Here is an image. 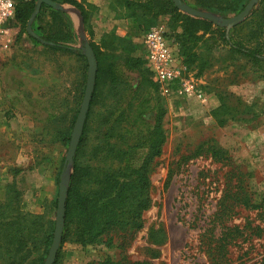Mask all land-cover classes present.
Returning <instances> with one entry per match:
<instances>
[{
    "label": "rangeland",
    "instance_id": "374dc122",
    "mask_svg": "<svg viewBox=\"0 0 264 264\" xmlns=\"http://www.w3.org/2000/svg\"><path fill=\"white\" fill-rule=\"evenodd\" d=\"M249 1L240 0L237 9L243 7V11ZM229 2L221 0L222 5L232 6L233 0ZM193 9L219 22L242 12L221 14ZM157 21L180 34L184 30L185 24L174 21L168 13ZM200 21L209 23L210 31L207 33L205 26L188 25L200 40H192L189 45L187 71L204 98L187 102L166 100L160 95L166 108L162 120L166 142L161 156L150 166L151 204L142 215V229L134 233L111 231L103 236L101 244L83 249L63 245L60 264H97L106 259L115 264H264V64L253 65L233 54L217 31L224 30L230 43L258 48L264 54V0H257L248 17L230 28ZM103 35L93 31L91 37L99 43ZM26 44L15 45L10 55L25 52L24 61L32 70H42H37L40 75H33L24 67L23 88L19 91L11 78L7 93L12 106L0 111L11 109L28 119L22 125L21 155L26 161L19 171L26 172L22 179L28 183L36 172L45 174H39L41 180L55 177L61 162L65 163L70 141L66 146L55 142L53 128L46 121L54 107L39 96L42 86L45 90L59 85L60 91L48 90L50 97L58 93L67 96L62 90V77L54 73L59 63L70 70L74 62L72 58L43 53L45 49L31 40L26 39ZM8 58L0 56V69ZM3 81L0 75V84ZM1 152L8 155L14 149L4 148ZM72 166L73 162L65 170L67 185ZM15 172L6 174L0 195L6 193ZM55 186L57 200L59 186ZM245 200L247 205H243Z\"/></svg>",
    "mask_w": 264,
    "mask_h": 264
},
{
    "label": "trees",
    "instance_id": "16d2710c",
    "mask_svg": "<svg viewBox=\"0 0 264 264\" xmlns=\"http://www.w3.org/2000/svg\"><path fill=\"white\" fill-rule=\"evenodd\" d=\"M15 20L19 28L16 45H23L26 39L44 48L45 54L61 55L72 58L77 64L76 80L71 89H62L68 93L54 98L48 90H40V99L53 109L46 120L52 127L55 142L66 146L70 141L72 128L76 121L84 96L87 80V60L83 52L68 43L71 40L68 24L61 11L42 5L32 23V31L38 39L29 37L26 24L35 9L36 0H13ZM54 4L71 3L76 0H50ZM123 1L131 16L136 15V2ZM192 8L206 9L216 13L229 14L242 11L237 9L240 0H230L231 5H222L221 0H183ZM82 10L86 32L91 37L92 27ZM151 15L145 26L139 25L144 34L157 25V19L167 13L174 21L184 23L182 34L167 26L170 37L179 56L188 68L191 61L192 40L200 38L188 25L205 26L209 33L211 25L186 17L177 12L171 0H150L140 4ZM130 16V17H131ZM190 28V30H189ZM218 37L223 40L233 54L253 65L264 64V54L258 48L239 43H230L225 39L224 30L218 29ZM215 34V31L212 33ZM92 39V37H91ZM107 44V46L105 45ZM115 44V46H114ZM110 45V46H109ZM122 45H126L121 48ZM25 47V46H24ZM96 61L94 90L88 113L72 159V174L67 188L65 216L59 250L53 264H60L63 245L86 248L99 245L105 234L111 231L131 233L142 229V215L150 207L149 171L154 160L162 154L166 142L162 120L166 115L165 105L161 102L158 88L151 80V74L145 66L142 56L136 57V46L129 41L119 39L114 34H104L95 45L90 41ZM140 51V47L137 48ZM121 52V62L116 53ZM24 54L25 52H21ZM16 61L14 60H11ZM25 61L12 64L24 71L31 69L33 75H40L32 70ZM16 69V68H15ZM22 86V83H20ZM53 90V91H54ZM30 95V94H29ZM54 99V100H52ZM61 162L55 176L59 185L64 170ZM19 172H15L13 177ZM13 184L7 185L5 196L16 195ZM1 206L0 216V264H44L47 258L55 229L56 194L51 204V217H31L19 213V202L7 201ZM245 200L243 205H247ZM9 205V206H6ZM264 243V239H263ZM264 263V258L262 259ZM92 264V263H89ZM97 264H115L106 259Z\"/></svg>",
    "mask_w": 264,
    "mask_h": 264
},
{
    "label": "crops",
    "instance_id": "0c3cea01",
    "mask_svg": "<svg viewBox=\"0 0 264 264\" xmlns=\"http://www.w3.org/2000/svg\"><path fill=\"white\" fill-rule=\"evenodd\" d=\"M128 1L136 2V15L134 16L130 15L124 2L119 0H76V4L83 8V12L88 18V24H90L96 35H103L111 32L117 38L129 41L133 46H136V53L134 55L139 57L141 52L137 48L141 46L143 36L139 25L145 26L146 21L151 18L149 12L145 9H141L139 5L147 3L150 0ZM56 5L58 8L54 10L63 13L64 21L69 26L71 40L68 45L82 51L84 44H88L90 41L98 44V40L91 39L86 32V22H84L82 10L78 5L71 3ZM10 54L11 53H0V56H9L2 69H0V75L4 78L3 84H0V110L1 108H6V106L9 108L12 106L9 102L10 96L7 93V90L11 87V78L16 80V90L19 91L23 88V86H20V83H22L25 77L23 76L25 72L22 69H17V67L11 65L22 63L26 59V56L22 53ZM115 55L120 60L119 62H121L125 56L121 52ZM14 59L16 61L13 63L11 60ZM73 62L74 66H71L70 70L61 63L56 66L54 74L56 76L58 75L59 79L62 77L64 89H71V83H74L76 80V74L78 73L75 68L77 64L74 60ZM37 70L41 71L42 68H37ZM65 80L68 82H65ZM58 81L59 83L61 82V80ZM20 98L22 99V97ZM23 123L27 124L28 119L19 112H11V109L4 112L0 111V187L5 185L6 174L9 171H21L23 168L22 165L26 161L23 159V155H21L24 147ZM4 148L14 149V152L5 155L1 152ZM27 173L29 174V172ZM24 174H26V172H20L14 178L16 195H0V208L4 206L5 203H8L7 201L16 200L19 202L18 207L20 214L31 217H45L46 220L50 218L53 219V216L51 217V204L55 199V177L50 175L47 179L43 178L41 180L39 174H45L36 172L31 174L33 176L32 181L26 183L24 179H22ZM12 182L13 180H11L10 184ZM6 213L7 212H2V210H0V216Z\"/></svg>",
    "mask_w": 264,
    "mask_h": 264
},
{
    "label": "built area",
    "instance_id": "2783aa9c",
    "mask_svg": "<svg viewBox=\"0 0 264 264\" xmlns=\"http://www.w3.org/2000/svg\"><path fill=\"white\" fill-rule=\"evenodd\" d=\"M18 34L13 1L0 0V53L13 51ZM171 39L163 23L151 27L142 36L140 55L151 74V80L166 100L201 102L204 96L197 82L188 74Z\"/></svg>",
    "mask_w": 264,
    "mask_h": 264
},
{
    "label": "water",
    "instance_id": "95a60500",
    "mask_svg": "<svg viewBox=\"0 0 264 264\" xmlns=\"http://www.w3.org/2000/svg\"><path fill=\"white\" fill-rule=\"evenodd\" d=\"M172 2L178 11L188 15L189 17L200 19V20H206L213 24L219 25L221 27L230 28L232 26L239 24L246 17H248L250 12L256 5L257 0H250L248 4L245 6L244 10L239 15L233 18H230V19L221 20L220 22L211 15L205 14L203 12H200L198 10H195L189 7L184 2H182V0H172ZM42 5H46L52 9L58 8L57 5L51 2L50 0H37L36 9L33 15L31 16L30 20L28 21V24L26 27L27 35L34 39H38V38L32 31L31 25L34 21L36 14L39 12ZM83 47L84 48L82 51L87 60V66H88L86 87H85L83 100H82V103L79 109V113L77 115L75 124L73 126L70 145H69L67 155L65 158L64 170L60 177L61 182L58 185L59 192H58V198H57V208L55 212V229L53 233L52 243H51V246H50V249H49V252H48V255H47V258L44 264L54 263L56 254L60 247V242H61L62 232H63V225H64V216H65V201H66L67 188H68L67 182L64 180V174H65V170L68 164L72 162V159L74 157L79 138L83 131V126L86 120V116H87L88 109H89V104H90L92 93L94 90L95 75H96V69H97L96 61H95L94 54H93L91 47L87 43L84 44Z\"/></svg>",
    "mask_w": 264,
    "mask_h": 264
}]
</instances>
